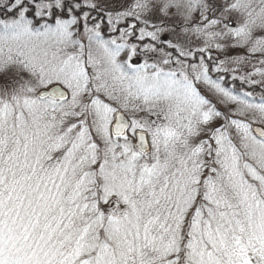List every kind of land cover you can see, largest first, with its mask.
I'll use <instances>...</instances> for the list:
<instances>
[{
    "label": "snow or ice",
    "instance_id": "obj_1",
    "mask_svg": "<svg viewBox=\"0 0 264 264\" xmlns=\"http://www.w3.org/2000/svg\"><path fill=\"white\" fill-rule=\"evenodd\" d=\"M0 264H264V0H0Z\"/></svg>",
    "mask_w": 264,
    "mask_h": 264
}]
</instances>
